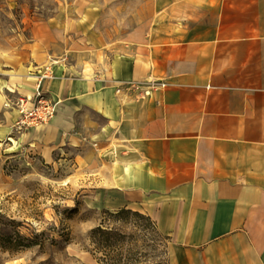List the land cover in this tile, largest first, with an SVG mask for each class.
Instances as JSON below:
<instances>
[{"label": "crops", "instance_id": "1", "mask_svg": "<svg viewBox=\"0 0 264 264\" xmlns=\"http://www.w3.org/2000/svg\"><path fill=\"white\" fill-rule=\"evenodd\" d=\"M32 30L26 55L0 50V145L27 137L47 162L69 145L79 166L110 151L114 210L151 216L171 264H264V0H173L108 59L55 58ZM47 64L57 113L17 131ZM147 80L165 85L117 91Z\"/></svg>", "mask_w": 264, "mask_h": 264}, {"label": "rangeland", "instance_id": "2", "mask_svg": "<svg viewBox=\"0 0 264 264\" xmlns=\"http://www.w3.org/2000/svg\"><path fill=\"white\" fill-rule=\"evenodd\" d=\"M172 1L0 0V50L26 55L37 26L51 40L55 58L75 60L88 52L108 59L116 41L155 21ZM27 139L10 137L0 145V264H100L88 250L89 233L104 209L114 210L110 151L95 165L79 166L77 150L65 145L47 162ZM122 229L146 231L133 224ZM160 242L169 249L170 239Z\"/></svg>", "mask_w": 264, "mask_h": 264}, {"label": "trees", "instance_id": "3", "mask_svg": "<svg viewBox=\"0 0 264 264\" xmlns=\"http://www.w3.org/2000/svg\"><path fill=\"white\" fill-rule=\"evenodd\" d=\"M103 214L101 222L89 233L91 248L88 249L100 264H170L169 257L160 258L164 253L169 254V249H161L162 236L170 237L151 216L128 207L104 209ZM127 224L144 225L147 232H127L122 229Z\"/></svg>", "mask_w": 264, "mask_h": 264}, {"label": "built area", "instance_id": "4", "mask_svg": "<svg viewBox=\"0 0 264 264\" xmlns=\"http://www.w3.org/2000/svg\"><path fill=\"white\" fill-rule=\"evenodd\" d=\"M54 77L52 64H47L36 77V87L31 94L20 95L16 101L19 116L13 125L17 131H25L33 127L48 123L57 113L59 102L53 99L49 93V84ZM165 85L157 80L142 82H123L117 88L120 91L127 87H144L145 95L151 94V90Z\"/></svg>", "mask_w": 264, "mask_h": 264}]
</instances>
